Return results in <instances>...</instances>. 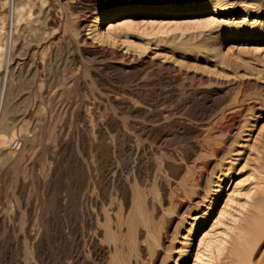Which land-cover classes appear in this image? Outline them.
<instances>
[{
  "label": "rangeland",
  "instance_id": "374dc122",
  "mask_svg": "<svg viewBox=\"0 0 264 264\" xmlns=\"http://www.w3.org/2000/svg\"><path fill=\"white\" fill-rule=\"evenodd\" d=\"M110 2L0 0V264H262L264 44L210 14L121 17L88 44Z\"/></svg>",
  "mask_w": 264,
  "mask_h": 264
},
{
  "label": "bare ground",
  "instance_id": "6f19581e",
  "mask_svg": "<svg viewBox=\"0 0 264 264\" xmlns=\"http://www.w3.org/2000/svg\"><path fill=\"white\" fill-rule=\"evenodd\" d=\"M110 1H111L110 3H112V4L104 5L103 9L98 11L95 14V17L92 20L90 26H88L89 27L88 32H87L88 34L85 38V42H87L88 44H89V41H90V44H91V42L92 43H95V42L98 43V41H99V43H100L101 41H104L103 39L105 38V35L103 37V34L101 31L105 28V26L107 24H112L115 20L120 19L121 17H143V16H146L148 18L149 17H154V18L155 17H162V18H172V19L178 20V18L184 17V16L185 17L189 16V17L198 18L200 15H204V14H210L212 17L224 16L225 18H227L226 21H223V23H224L223 25L228 27L227 31L225 32V41H226L225 43H229L232 46H242V47H244L243 49H245V50L247 49L248 51L254 49L255 47H257L259 45L264 44V24L259 22V20L258 21L254 20L252 22L247 20V19L253 18V17H255L256 19L263 18L264 17V11H261L260 9L251 10V7H245V8L243 7L242 8L240 4H239L240 6H238L235 3L230 4L231 1L230 2L229 1L221 2L220 0H218V1H215V0H172V1H166L164 3L162 2L163 3L162 5L156 4L157 6H151V7H148L146 5L133 4V2H132L133 0H110ZM244 5L242 4V6H244ZM246 6H247V4H246ZM17 8H18V6L14 3L13 7H12V16H11L12 22L15 21V15H16ZM83 8H86V7H83ZM86 10H90V9L87 8ZM86 10H84V11H86ZM241 13H244V19H242L243 22H241V20L239 22H237L235 17H237ZM87 16L89 17V15H87ZM246 21H249V22H246ZM15 26H16L15 23H13L12 27H11L12 29L9 31V37L11 39H12L13 34H14ZM85 27H86L85 24L80 25L81 29H84ZM80 28H78V29H80ZM10 46H12V44ZM0 48H1V46H0ZM89 50H90V48H89ZM97 51L98 52H91L90 57L93 56L96 59H98L99 61L100 60L101 61L106 60V55L104 54V52L99 53V49ZM86 55H88V54H86ZM103 62H105V61H103ZM164 78H165V76H164ZM7 79L8 78L6 76V79H4V81H3L4 85H3L2 92L0 94V131L5 128V126H4V111H5L4 110V99H5V87L7 84ZM168 82L169 81H167V83ZM129 109H131V108H129ZM236 130L238 131V129H236ZM16 141L18 142V146L15 149H13V145ZM16 141H14V143L11 146V150L13 152H18L20 150V147H21V142L18 140H16ZM228 180H231V178L230 179L225 178L223 180V182L218 186V188L216 190V194L210 203V207L208 208L207 212L203 214V217L199 221L200 226L205 223L206 218L209 215L210 211L214 208V206L218 202L219 198L221 197V195L223 193V189H224L223 185ZM194 226H193V228H194ZM197 227H199V226L197 225ZM241 238L244 239L243 237H241ZM93 239H95V238H93ZM93 239H90V240H93ZM91 242H93V241H91ZM223 246H224V244H223ZM231 253H232V251H231ZM234 262H236V261H234ZM242 262H244V261L242 260ZM236 263L240 264L241 262L237 261ZM255 263H257V262H255Z\"/></svg>",
  "mask_w": 264,
  "mask_h": 264
},
{
  "label": "built area",
  "instance_id": "2783aa9c",
  "mask_svg": "<svg viewBox=\"0 0 264 264\" xmlns=\"http://www.w3.org/2000/svg\"><path fill=\"white\" fill-rule=\"evenodd\" d=\"M18 146V142L16 141L13 145V149H15Z\"/></svg>",
  "mask_w": 264,
  "mask_h": 264
}]
</instances>
